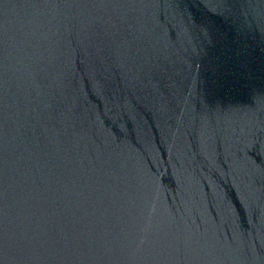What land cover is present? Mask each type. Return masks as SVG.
I'll use <instances>...</instances> for the list:
<instances>
[{"label": "water", "instance_id": "1", "mask_svg": "<svg viewBox=\"0 0 264 264\" xmlns=\"http://www.w3.org/2000/svg\"><path fill=\"white\" fill-rule=\"evenodd\" d=\"M0 264H264V0H0Z\"/></svg>", "mask_w": 264, "mask_h": 264}]
</instances>
